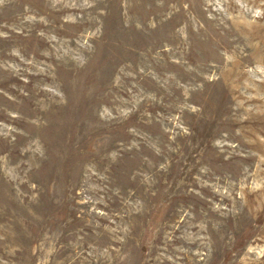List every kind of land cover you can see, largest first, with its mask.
I'll return each mask as SVG.
<instances>
[{"label":"rangeland","instance_id":"obj_1","mask_svg":"<svg viewBox=\"0 0 264 264\" xmlns=\"http://www.w3.org/2000/svg\"><path fill=\"white\" fill-rule=\"evenodd\" d=\"M0 264H264V0H0Z\"/></svg>","mask_w":264,"mask_h":264}]
</instances>
